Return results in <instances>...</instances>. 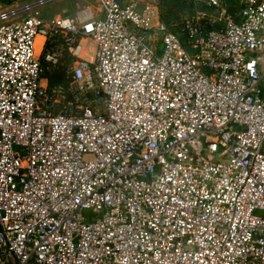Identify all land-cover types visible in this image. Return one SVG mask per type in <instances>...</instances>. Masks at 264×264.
Instances as JSON below:
<instances>
[{
	"label": "built area",
	"instance_id": "2783aa9c",
	"mask_svg": "<svg viewBox=\"0 0 264 264\" xmlns=\"http://www.w3.org/2000/svg\"><path fill=\"white\" fill-rule=\"evenodd\" d=\"M196 1L0 14V264H264V0Z\"/></svg>",
	"mask_w": 264,
	"mask_h": 264
},
{
	"label": "trees",
	"instance_id": "16d2710c",
	"mask_svg": "<svg viewBox=\"0 0 264 264\" xmlns=\"http://www.w3.org/2000/svg\"><path fill=\"white\" fill-rule=\"evenodd\" d=\"M3 3L11 4L17 0H2ZM243 0H221L227 14L238 20L239 12L242 9ZM159 16L161 22L172 32L180 36V29L184 22L196 11L204 9L202 3L196 0H157ZM43 76L48 81V86L53 88L64 83L63 68H51L44 65Z\"/></svg>",
	"mask_w": 264,
	"mask_h": 264
},
{
	"label": "rangeland",
	"instance_id": "374dc122",
	"mask_svg": "<svg viewBox=\"0 0 264 264\" xmlns=\"http://www.w3.org/2000/svg\"><path fill=\"white\" fill-rule=\"evenodd\" d=\"M96 1L97 0H19L17 3V8H21L25 5L36 4L31 11L22 12L19 14V18L24 17L26 14L31 13L32 15H37L41 19H52L57 16H73L75 12H78L82 7L90 8L93 13L96 12ZM39 5V3H41ZM13 5V4H12ZM15 5V4H14ZM10 5H5L2 0H0V12L7 10ZM155 47V55L161 57L163 46L162 43H156L153 45ZM264 86V80H263ZM85 217H94L95 215L91 211L83 212Z\"/></svg>",
	"mask_w": 264,
	"mask_h": 264
},
{
	"label": "crops",
	"instance_id": "0c3cea01",
	"mask_svg": "<svg viewBox=\"0 0 264 264\" xmlns=\"http://www.w3.org/2000/svg\"><path fill=\"white\" fill-rule=\"evenodd\" d=\"M19 2V0H17V1H15V2H13V3H11V4H6V3H4L5 5H10V7L7 9V10H5V11H2V12H0V14L1 13H6V12H8V11H10V10H15V9H18V10H20V9H22V8H24L25 6H31V5H25V6H23V7H21V8H17V3ZM13 4V5H12ZM15 4V5H14ZM32 5H35V4H32ZM82 7V6H81ZM84 8V7H83ZM77 12H75V14H76ZM75 14L73 15V16H70V17H74L75 16ZM62 17H64V16H62ZM65 17H67V16H65Z\"/></svg>",
	"mask_w": 264,
	"mask_h": 264
},
{
	"label": "water",
	"instance_id": "95a60500",
	"mask_svg": "<svg viewBox=\"0 0 264 264\" xmlns=\"http://www.w3.org/2000/svg\"><path fill=\"white\" fill-rule=\"evenodd\" d=\"M36 5V4H35ZM35 5H32V6H35Z\"/></svg>",
	"mask_w": 264,
	"mask_h": 264
},
{
	"label": "bare ground",
	"instance_id": "6f19581e",
	"mask_svg": "<svg viewBox=\"0 0 264 264\" xmlns=\"http://www.w3.org/2000/svg\"><path fill=\"white\" fill-rule=\"evenodd\" d=\"M40 41V40H39Z\"/></svg>",
	"mask_w": 264,
	"mask_h": 264
}]
</instances>
